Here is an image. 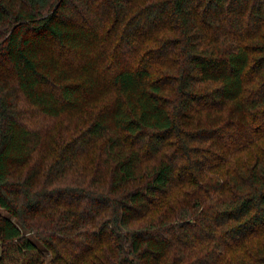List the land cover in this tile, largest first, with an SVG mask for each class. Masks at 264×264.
<instances>
[{"label": "trees", "instance_id": "16d2710c", "mask_svg": "<svg viewBox=\"0 0 264 264\" xmlns=\"http://www.w3.org/2000/svg\"><path fill=\"white\" fill-rule=\"evenodd\" d=\"M0 247L264 264V0H0Z\"/></svg>", "mask_w": 264, "mask_h": 264}, {"label": "rangeland", "instance_id": "374dc122", "mask_svg": "<svg viewBox=\"0 0 264 264\" xmlns=\"http://www.w3.org/2000/svg\"><path fill=\"white\" fill-rule=\"evenodd\" d=\"M21 105L24 110H26L30 116V122L37 126V127H45V128H52L51 124L55 123L56 120L46 117L40 112H38L35 108H33L31 105L29 106L25 100L21 99ZM4 213L9 214L6 210L1 209ZM2 253L1 247H0V255Z\"/></svg>", "mask_w": 264, "mask_h": 264}]
</instances>
